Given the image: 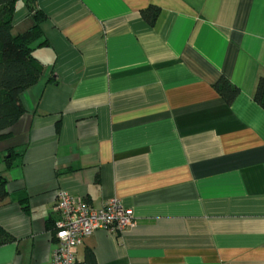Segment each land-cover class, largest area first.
Returning a JSON list of instances; mask_svg holds the SVG:
<instances>
[{
    "label": "crops",
    "instance_id": "0c3cea01",
    "mask_svg": "<svg viewBox=\"0 0 264 264\" xmlns=\"http://www.w3.org/2000/svg\"><path fill=\"white\" fill-rule=\"evenodd\" d=\"M35 2L42 73L0 140V226L13 238L0 264H52L57 190L93 208L118 198L133 215L122 232L86 236L78 261L264 264V107L253 98L264 0ZM33 22L18 0L13 32ZM221 76L238 88L230 104L213 88ZM11 148L21 155L7 169Z\"/></svg>",
    "mask_w": 264,
    "mask_h": 264
},
{
    "label": "trees",
    "instance_id": "16d2710c",
    "mask_svg": "<svg viewBox=\"0 0 264 264\" xmlns=\"http://www.w3.org/2000/svg\"><path fill=\"white\" fill-rule=\"evenodd\" d=\"M18 0H0V140L10 136V127L23 114L20 94L33 84L42 73V65L32 54V43L41 36L40 23L45 15L37 8L35 0H25V6L34 17L33 24L26 30L13 32V15ZM142 18L152 25L158 15V8L149 5L140 10ZM213 88L230 104L238 95V88L221 76ZM253 98L264 107V78H259ZM7 150L4 157L7 169L21 153ZM6 179L0 171V202L6 197ZM53 232V225L51 227ZM13 241V238L0 226V246ZM86 264H94L92 253L87 254Z\"/></svg>",
    "mask_w": 264,
    "mask_h": 264
},
{
    "label": "built area",
    "instance_id": "2783aa9c",
    "mask_svg": "<svg viewBox=\"0 0 264 264\" xmlns=\"http://www.w3.org/2000/svg\"><path fill=\"white\" fill-rule=\"evenodd\" d=\"M53 211L52 264H86L76 258L77 246L96 230L122 232L133 226L132 212L118 198L109 199L100 208H93L82 197L57 190Z\"/></svg>",
    "mask_w": 264,
    "mask_h": 264
},
{
    "label": "rangeland",
    "instance_id": "374dc122",
    "mask_svg": "<svg viewBox=\"0 0 264 264\" xmlns=\"http://www.w3.org/2000/svg\"><path fill=\"white\" fill-rule=\"evenodd\" d=\"M0 157H2V155H0ZM0 169L2 170V171H5V170H3L4 169V163H0ZM6 174H7V172H5Z\"/></svg>",
    "mask_w": 264,
    "mask_h": 264
}]
</instances>
